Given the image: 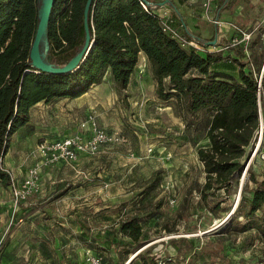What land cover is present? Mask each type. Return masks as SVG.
I'll return each mask as SVG.
<instances>
[{
    "label": "rangeland",
    "instance_id": "rangeland-1",
    "mask_svg": "<svg viewBox=\"0 0 264 264\" xmlns=\"http://www.w3.org/2000/svg\"><path fill=\"white\" fill-rule=\"evenodd\" d=\"M173 3L187 31L207 41L201 50L238 49L242 63L261 65L259 72L253 70L259 79L264 68V0H235L217 18L216 0ZM214 40L213 46L208 44ZM142 56L126 90L118 93L106 72L79 98L48 97L35 105L29 122L12 135L6 162L19 164L6 168L19 181L28 169L38 167L39 183L15 207L10 190L0 184L3 264H82L91 252L112 264L121 258L122 264H141L136 257L140 252L157 264H264V240L254 229L241 231L236 225L247 222L236 210L242 189L253 187L247 182L249 172L264 179V92L261 125L236 185L227 195L219 191L203 200L199 191L205 172L196 151L207 144L204 123L209 113L192 118L174 99H159ZM218 69L236 76L235 67L220 64ZM88 116L108 140L74 162L42 166L39 145L74 136L89 140ZM216 206L219 211H214ZM131 216L140 218L142 236L126 257L119 256L120 247L110 246L106 252L108 243L91 245L86 238L111 234ZM257 217L259 224L264 221V213Z\"/></svg>",
    "mask_w": 264,
    "mask_h": 264
},
{
    "label": "trees",
    "instance_id": "trees-1",
    "mask_svg": "<svg viewBox=\"0 0 264 264\" xmlns=\"http://www.w3.org/2000/svg\"><path fill=\"white\" fill-rule=\"evenodd\" d=\"M39 43V52L47 64L62 68L83 47V17L86 4L89 37L92 45L82 61L64 73L44 72L32 64L30 50L36 34L44 0H0V164L10 148L13 134L30 119V110L38 103L53 99H76L101 82L108 72L115 90H126L142 53L156 82V95L163 101L174 99L179 109L192 118L209 113L205 121L207 144L197 149V158L205 172L199 191L206 195L223 191L229 194L244 170L246 150L260 128L254 71L261 65H249L239 59L238 49L208 52L182 45L179 38L163 30L160 5L171 11V27L180 36L203 48L207 41L187 31V24L173 0H54ZM183 2L184 0H177ZM235 0H216V18ZM220 64L236 68V76L218 69ZM264 89V68L260 79ZM242 189L238 215L247 222L236 223L241 231L252 228L264 240V221L255 220L264 213V179L249 172ZM0 184L9 188L10 177L0 168ZM216 206L214 211H219ZM140 218L131 216L118 223L111 234L87 235L93 244L108 243L106 252L120 247L119 256H128L140 245ZM237 222V221H235ZM84 234V233H82ZM111 249V248H110ZM119 252V251H118ZM104 264H112L99 253ZM141 264H157L140 252ZM122 259L119 263L122 264ZM264 262V258L262 260ZM261 261V262H262ZM3 264V255L0 254ZM260 264V263H259Z\"/></svg>",
    "mask_w": 264,
    "mask_h": 264
},
{
    "label": "built area",
    "instance_id": "built-area-1",
    "mask_svg": "<svg viewBox=\"0 0 264 264\" xmlns=\"http://www.w3.org/2000/svg\"><path fill=\"white\" fill-rule=\"evenodd\" d=\"M169 14L170 13L168 8L160 9V20L162 22L163 30L170 33L172 37L179 38V41L182 43V45H186L194 49L201 50L202 48H199L198 44L195 42L193 38L187 41L185 38L180 37L172 29L171 24L173 20L171 19V16H169ZM213 23L215 25L221 24L216 20H214ZM243 36L247 38L246 35L243 34ZM262 72L261 75L259 76V79L258 80L256 79L257 80L256 97L258 102V108H259L261 94H263L264 92V89L262 88V85L260 83ZM87 119L88 122L90 123V127L92 128V134L89 140H87L86 142H84L80 137L74 136L70 138L66 137L65 139H62L60 141L51 142L50 143L51 145L42 144L36 148L38 154L41 156L42 166L48 164H57L58 162L61 161L74 162L77 159V157L82 153L94 154L97 147L101 143H104L108 140V136L103 131H100L93 123L92 117L88 116ZM1 163H2L0 164L1 170L6 172L10 177V185L8 189L10 190L12 196L11 197L12 206L15 207L20 201L25 200L31 193L35 192V190L38 188L39 168L34 167L28 169L24 177L18 181L12 176L11 172L6 168V166L3 163V160L1 161ZM82 264H104V263L102 262L100 257H98L96 254L91 252V253H86Z\"/></svg>",
    "mask_w": 264,
    "mask_h": 264
},
{
    "label": "water",
    "instance_id": "water-1",
    "mask_svg": "<svg viewBox=\"0 0 264 264\" xmlns=\"http://www.w3.org/2000/svg\"><path fill=\"white\" fill-rule=\"evenodd\" d=\"M53 2H55V1L54 0H44L41 15L39 18V23H38L37 30H36V34H35V37H34V40H33L32 46H31V50H30V59L32 61V64L34 66H36V68H38L44 72L64 73V72L72 69L73 67H75L77 62L82 61L84 59L85 55L87 54L88 50L90 49L91 45H92V42L90 41V37H89V29H88V23H87L88 3L86 4L85 10H84V17H83V29H84V34H85V40H84V44H83L82 49L77 54V56L74 59L70 60L64 67L55 68V67L47 64L46 62H44V60L42 59V55H40V52H39V43L42 39V36L44 33V27H45V24H46V21L48 18L49 11L53 5ZM161 5H163V4H161ZM208 44L213 46L215 44V40L212 42H209Z\"/></svg>",
    "mask_w": 264,
    "mask_h": 264
},
{
    "label": "crops",
    "instance_id": "crops-1",
    "mask_svg": "<svg viewBox=\"0 0 264 264\" xmlns=\"http://www.w3.org/2000/svg\"><path fill=\"white\" fill-rule=\"evenodd\" d=\"M141 54H142V53H140V55H141ZM142 55H143V54H142ZM142 57H145V56L143 55ZM31 110H32V109H31ZM31 110H30V112H31ZM10 143H11V141H10ZM9 146H10V145H9ZM7 158H8V154L4 156V158H3V163H4V165H5L6 167H8V168H10L11 170H13L12 168L16 167L17 164H19V163L16 162V161H13L12 164L9 165V164L6 162Z\"/></svg>",
    "mask_w": 264,
    "mask_h": 264
}]
</instances>
